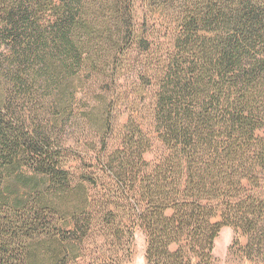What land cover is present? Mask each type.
Listing matches in <instances>:
<instances>
[{
	"label": "trees",
	"instance_id": "16d2710c",
	"mask_svg": "<svg viewBox=\"0 0 264 264\" xmlns=\"http://www.w3.org/2000/svg\"><path fill=\"white\" fill-rule=\"evenodd\" d=\"M144 1L0 0V264H264V0Z\"/></svg>",
	"mask_w": 264,
	"mask_h": 264
},
{
	"label": "rangeland",
	"instance_id": "374dc122",
	"mask_svg": "<svg viewBox=\"0 0 264 264\" xmlns=\"http://www.w3.org/2000/svg\"><path fill=\"white\" fill-rule=\"evenodd\" d=\"M148 2L146 3L144 0H139L137 7L139 11L140 18L142 15L145 14L148 17H146L147 26L153 27V25L157 26L158 31H160L162 34L165 33V26L162 25V18L160 20H156L152 18L149 15V8H148ZM75 145V144H73ZM154 148L150 150L145 156L146 158L151 161L153 160L157 155V146L159 144L155 141ZM82 147H78L77 149L84 150V145H79ZM87 170H90V164L86 165ZM235 231L230 226H224L222 230L219 233V236L217 237L215 241V249H214V255H215V262L214 264H257L255 262H252L246 258H243L240 254L236 253L232 247L233 241L235 239ZM242 243H245V239H242ZM96 246H92L91 254L93 256L97 255V248ZM146 250H147V237L144 232V230L137 226L134 229V240L131 250V255L126 258V261L124 264H146Z\"/></svg>",
	"mask_w": 264,
	"mask_h": 264
}]
</instances>
